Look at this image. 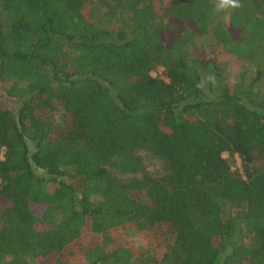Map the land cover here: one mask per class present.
Wrapping results in <instances>:
<instances>
[{
  "label": "trees",
  "instance_id": "obj_1",
  "mask_svg": "<svg viewBox=\"0 0 264 264\" xmlns=\"http://www.w3.org/2000/svg\"><path fill=\"white\" fill-rule=\"evenodd\" d=\"M213 5L0 0V264H264V0Z\"/></svg>",
  "mask_w": 264,
  "mask_h": 264
},
{
  "label": "rangeland",
  "instance_id": "obj_2",
  "mask_svg": "<svg viewBox=\"0 0 264 264\" xmlns=\"http://www.w3.org/2000/svg\"><path fill=\"white\" fill-rule=\"evenodd\" d=\"M211 1L214 3V0ZM228 14L229 13L227 14L225 13V16H228ZM194 43H195L194 48L192 50V56L194 57V59H201V58L208 59L213 57V55L216 52L215 46L212 44L211 40L207 38H197L195 39ZM240 71L243 73L246 72V78H248L252 73V68L244 64L241 67ZM152 76L162 79L163 76L161 69H157L156 71H154L152 73ZM1 95L2 93H0V106H4L5 103ZM233 168L239 169V162L237 159L235 160V164ZM121 235H123V237L126 240H128L137 249L139 248L145 249V246L143 245V241L139 238V236L137 235L134 229H126L121 232Z\"/></svg>",
  "mask_w": 264,
  "mask_h": 264
},
{
  "label": "clouds",
  "instance_id": "obj_3",
  "mask_svg": "<svg viewBox=\"0 0 264 264\" xmlns=\"http://www.w3.org/2000/svg\"><path fill=\"white\" fill-rule=\"evenodd\" d=\"M242 0H214L213 11L217 14L228 13L234 9H240L242 7ZM209 82H214V75H209L207 77ZM201 84H198L197 87H201Z\"/></svg>",
  "mask_w": 264,
  "mask_h": 264
}]
</instances>
